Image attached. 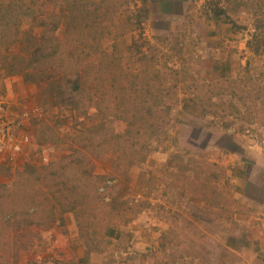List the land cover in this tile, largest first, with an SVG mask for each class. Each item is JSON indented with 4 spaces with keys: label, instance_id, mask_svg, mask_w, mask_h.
<instances>
[{
    "label": "rangeland",
    "instance_id": "374dc122",
    "mask_svg": "<svg viewBox=\"0 0 264 264\" xmlns=\"http://www.w3.org/2000/svg\"><path fill=\"white\" fill-rule=\"evenodd\" d=\"M95 1H104L87 12L95 26L55 33L62 44L51 65L69 76L78 67L82 91L65 87L59 97L0 71V115L20 146L0 162V264H264V169L237 141L264 126V0H146L145 16L140 0ZM207 1L225 13L206 18ZM11 8L1 46L14 33L44 31L30 18L18 23V4ZM126 19L133 30L123 34ZM104 66L115 73L120 107L142 109L152 93L169 108L166 132L114 139L126 124L97 89ZM19 78L24 97L4 87ZM129 149L145 157L128 161ZM71 155L92 160L99 202L82 195L80 179L85 212L55 210L50 222L38 206L51 181L43 167Z\"/></svg>",
    "mask_w": 264,
    "mask_h": 264
},
{
    "label": "trees",
    "instance_id": "16d2710c",
    "mask_svg": "<svg viewBox=\"0 0 264 264\" xmlns=\"http://www.w3.org/2000/svg\"><path fill=\"white\" fill-rule=\"evenodd\" d=\"M140 1L142 4L140 11H142L145 16L147 15V10L145 9L146 0ZM112 3L113 2L110 0L109 4ZM17 4L19 11L17 14H13L18 23L19 21H23L25 17L30 18L34 20L36 25L43 28L44 31L41 32L40 35L24 31L23 38L18 37V35L21 34L20 32L14 33L12 34L11 41H5L4 46L0 45V71L3 73V76H20L26 84L43 88L48 86L49 93H55L59 97L62 96L65 87L68 88L71 86L70 89L72 92L82 91L84 83L80 77L81 72L78 67H74L73 75L69 76L67 74L58 75L59 71L52 66L54 64L51 65L53 57L58 56L57 52L60 50L62 44L55 33L62 24H64V26L68 25L66 29L68 34H70L69 25L79 26L81 22H83V25H87L88 27L95 26L93 21L90 22L92 18L87 12L89 9H93L94 11L100 10L104 6V1L102 4L95 0H0V8L2 9L0 10V34L4 32L3 28L7 27V23L2 22L4 17L8 11H10V16H12V11L10 9H12L11 7L13 6H17ZM201 9L206 15V18L211 19H216L225 13L216 2L212 1L205 2ZM93 17V19L96 20V14ZM138 21V23L141 22L140 19ZM132 27L133 24L130 19H126L121 32L125 33L131 31L133 30ZM47 36L48 39L46 38ZM80 37H82V35H80ZM129 47H125L127 52H130ZM77 64H81V61H78ZM90 72L91 70L89 69L87 73ZM102 73L103 75L101 78H98L99 85L97 89L102 90L101 92L105 99L109 98V100H107L109 105H118L117 109V105L114 108V110L116 109L115 114L123 118L126 124L125 131L122 134L114 135V139L119 142L124 141L127 144L129 140L133 138L146 141L147 136L150 137L151 135L158 134L169 124V108L159 109L158 105L154 103L156 101H154L155 96L152 93L149 94L150 102L145 101V106L142 109H139V106L136 104L132 110L126 107H120L119 95L115 92L113 86L115 73L106 66H104ZM105 75L110 79L109 81L103 79ZM130 75V72L124 73L121 79L124 78L128 82V78L131 77ZM45 82L47 83L44 84ZM103 83L106 84L103 85ZM120 91L128 97L130 88H126L125 84H123L120 86ZM109 95H111V97H109ZM146 95L147 94H144V96ZM123 101H125L124 98L121 101L122 105L128 103ZM187 101H189V99L182 98L181 100L183 103ZM130 102L135 103L134 100ZM164 130L166 132V129ZM161 133L163 134V131H161ZM125 154L127 155L123 154L125 156L124 158L128 161L129 159L141 160V158L145 157L144 150L134 151L129 149ZM70 157L71 158H66L67 160L64 161L65 163L55 162L43 167L47 175L46 178L51 181L43 185V192L40 195L43 200H40L38 206L43 208L41 211L43 213L46 212L45 216L50 222L54 221L55 210H59L62 213L71 212L75 214V216L78 211L80 213L85 212V206L87 207V204L80 203L79 200L82 197H79L76 193L80 179H84L81 185L83 191L82 195L93 205L99 202V197L93 186L95 181H97V177L93 173L92 160L85 156H81L82 158L80 157V159L74 158L73 155ZM62 159H64V157ZM38 180L40 182L42 181L41 178ZM45 181L46 180H44V182ZM84 224L85 223L81 221L79 229H86ZM16 243L17 241L15 237H13L7 239L6 245L14 246Z\"/></svg>",
    "mask_w": 264,
    "mask_h": 264
},
{
    "label": "clouds",
    "instance_id": "9594fccd",
    "mask_svg": "<svg viewBox=\"0 0 264 264\" xmlns=\"http://www.w3.org/2000/svg\"><path fill=\"white\" fill-rule=\"evenodd\" d=\"M252 128L255 130L253 134L238 135L237 141L244 149L245 156L255 162L257 169H264V126L255 124ZM230 160L243 166L239 155L230 157Z\"/></svg>",
    "mask_w": 264,
    "mask_h": 264
},
{
    "label": "built area",
    "instance_id": "2783aa9c",
    "mask_svg": "<svg viewBox=\"0 0 264 264\" xmlns=\"http://www.w3.org/2000/svg\"><path fill=\"white\" fill-rule=\"evenodd\" d=\"M2 110V106L0 104V112ZM25 141L28 140V137H23ZM19 141L16 139L14 125L10 119L3 117L0 115V155L1 161L0 162H7L12 161L14 159V153L19 151ZM9 149L5 151L7 148Z\"/></svg>",
    "mask_w": 264,
    "mask_h": 264
},
{
    "label": "crops",
    "instance_id": "0c3cea01",
    "mask_svg": "<svg viewBox=\"0 0 264 264\" xmlns=\"http://www.w3.org/2000/svg\"><path fill=\"white\" fill-rule=\"evenodd\" d=\"M18 80H17V83L13 87L11 85H9V84L6 83L4 85L5 90L6 89H10L11 90L13 88L12 90L15 93V95H19L20 94L21 97H24L26 94H25V91H24L25 88L22 86L23 85V82H22L21 78H19ZM15 97H17V96H15Z\"/></svg>",
    "mask_w": 264,
    "mask_h": 264
}]
</instances>
